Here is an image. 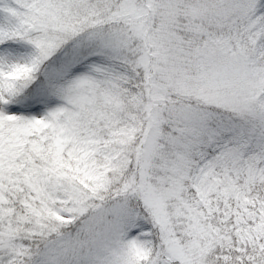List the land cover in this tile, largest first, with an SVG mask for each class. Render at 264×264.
Returning a JSON list of instances; mask_svg holds the SVG:
<instances>
[{
  "label": "snow or ice",
  "instance_id": "obj_1",
  "mask_svg": "<svg viewBox=\"0 0 264 264\" xmlns=\"http://www.w3.org/2000/svg\"><path fill=\"white\" fill-rule=\"evenodd\" d=\"M0 264H264V0H0Z\"/></svg>",
  "mask_w": 264,
  "mask_h": 264
}]
</instances>
